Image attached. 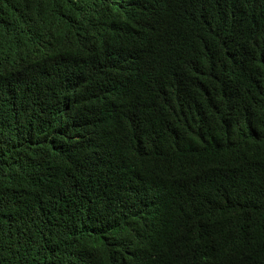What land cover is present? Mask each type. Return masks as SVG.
Masks as SVG:
<instances>
[{
  "label": "trees",
  "instance_id": "trees-1",
  "mask_svg": "<svg viewBox=\"0 0 264 264\" xmlns=\"http://www.w3.org/2000/svg\"><path fill=\"white\" fill-rule=\"evenodd\" d=\"M0 264H264V0H0Z\"/></svg>",
  "mask_w": 264,
  "mask_h": 264
}]
</instances>
